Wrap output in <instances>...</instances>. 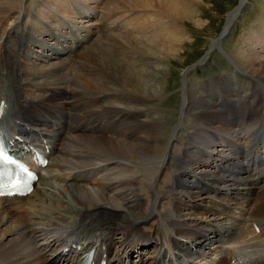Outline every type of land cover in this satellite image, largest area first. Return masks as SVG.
Masks as SVG:
<instances>
[{"label": "bare ground", "instance_id": "bare-ground-1", "mask_svg": "<svg viewBox=\"0 0 264 264\" xmlns=\"http://www.w3.org/2000/svg\"><path fill=\"white\" fill-rule=\"evenodd\" d=\"M185 1L117 0L124 6L109 7V10L142 11V8L151 6L161 15L190 20L192 17L187 18L190 13L182 10ZM18 2L0 0V25L5 18L19 19L20 14L9 9L15 7L18 10ZM111 2L115 1L111 0L109 4ZM243 3L246 4L247 0ZM143 5L145 7H141ZM241 10H238L226 32L222 30L220 36L212 41L216 43L214 51L219 47L222 53V38L228 35ZM144 14L151 19L156 16L155 13H143L142 16ZM146 22L150 24L147 29L155 28H152L153 23L149 20ZM28 25H24L22 31L21 27H17L5 39L13 51L6 57L11 86L8 104L16 122L14 127L28 129L23 133L26 137H20L23 142L35 145L34 149L38 152L44 151L43 144H52L57 155L49 166L60 173L76 171L84 174L97 169L110 174L120 168L121 161L132 164L133 168V165L145 163H154L156 166L151 169L146 165L140 169L136 167L138 170L120 168L115 179L108 180L104 186L94 190L100 199L98 201L94 200L91 190L90 193L89 189L81 186V181L85 180L81 175H76L69 186H62L64 193L52 185H36L28 197L11 198L22 204L38 205L39 213L31 217L16 213L11 200H0V264H71L70 255L77 254V246L81 248V255L89 248L98 247L100 258L107 255L112 264H125L124 259L130 252L149 243L156 245L155 250L146 260L133 264H170L168 255L173 251L186 252L185 256L187 252L213 256L215 251L210 249L225 239V236L219 235L220 231L232 238L229 241L253 235L251 227L245 222L255 218L256 223H260V219H264V185L254 186L243 167L238 165L237 158H231L229 148H225L223 143L231 139L229 135L240 138L242 133H238L235 128L242 126V119L251 122L246 127L249 130L254 126L253 119L263 116L264 62L243 55L239 57L238 64L246 73L234 68L233 75H225L216 82L214 80V83L208 82L207 96L186 91L187 96L180 110L184 121L181 123L180 120L174 127V135L162 147L163 139L156 136L153 130L156 118L152 117V113L156 109L154 105L146 103H149L147 99H159L165 70L159 68L157 63L170 59L166 53L169 50L167 42L159 46L163 57H155L150 48L137 47L128 36L106 37L105 25L96 27V24H91L93 29L85 28L83 33L78 31L81 41L76 35L73 38L75 50L78 49L75 52L68 45L70 39L59 41L51 29L45 28L43 37H49L57 43L38 40L30 34L33 30H30L31 27L27 29ZM95 30L101 35L92 42L96 45L94 50L83 43L91 39ZM260 32L252 36L254 40ZM11 38L15 39L14 45ZM150 40L147 38V41ZM156 40L161 43L164 38L157 36ZM170 40L174 41L172 44H178L181 38L170 37ZM260 44L264 43L261 41ZM32 46L41 50L38 56L31 54ZM82 47H86L84 53H77ZM209 51L210 48L206 54ZM205 55L198 61L200 64L211 57L202 61ZM32 57L41 62L47 59L56 61L37 68L39 72L23 68V64L19 63L21 59L24 61ZM229 63L233 67V62ZM47 68L50 70L43 71ZM2 73L4 67L0 66V79ZM29 88H37L38 92H31ZM2 91L0 100L4 101L6 93ZM219 99L235 105L231 121L220 112ZM135 103L144 105L143 109L133 106ZM185 115L193 116L194 120L196 118V123L188 125L190 119L185 118ZM196 131L205 133L209 139L199 141L200 132ZM7 137L13 141V134L7 133ZM215 143L220 147L216 152L210 149L214 148ZM228 146L234 148L230 143ZM152 176L154 181L144 182L143 179ZM206 185L211 186V192L204 188ZM234 196H239L243 202L233 204ZM202 200H208V207L203 208V202L202 208L197 204ZM231 206L238 209L240 214H234ZM18 215L19 219L12 221L13 216ZM144 217L148 224L131 227ZM58 230L62 235L46 236ZM256 239L260 240V244H254V248L260 251L262 242L260 238ZM33 242H39L37 250ZM67 246L71 249L64 253ZM113 250L115 253L111 255ZM215 264H222V261Z\"/></svg>", "mask_w": 264, "mask_h": 264}, {"label": "rangeland", "instance_id": "rangeland-1", "mask_svg": "<svg viewBox=\"0 0 264 264\" xmlns=\"http://www.w3.org/2000/svg\"><path fill=\"white\" fill-rule=\"evenodd\" d=\"M10 2H16V0H8ZM78 1L81 4H78ZM17 0L18 2V10L15 7H9L12 11H16L20 14L18 20L14 19H7L5 18L0 25V66L4 67V73L1 74L0 79V91H5L6 98L8 96V92L11 95V86L9 82V66H7V58L9 53L12 54V50L9 48L11 44H6V36H10L12 31L17 29V27H21L20 31L23 30L24 25H28L27 29L31 27L30 34L37 38L38 40L43 39L47 42L57 43L56 40H52L51 38L43 37L45 28L51 29V32L55 35V38L59 41H67L68 39L73 40L75 35L77 36L76 32H82L85 28H92L91 24H96V27L106 26L104 36L106 37H114V38H123L128 36L135 45L139 48H150L152 50L153 56L163 57L161 54L159 46L164 44L165 42L168 43V57L170 59L161 63H157L159 68H164L165 75L161 81V93L159 94V99L152 100L147 99L150 105H154V114L152 113V117L156 118L155 126L153 128L154 134L157 133L156 136H161L163 139L161 142V146L164 147L166 144L169 143L171 135L173 136L174 127L180 122L183 123V115L180 110H182V101L187 96V92L189 93H198L200 96H207V88L208 82L214 83L217 81L218 78L225 77V75L230 76L229 74L233 75V70H241L246 73L241 66L238 64V59L243 57H247V55L253 56V58L261 60L264 62V44H260L261 41L264 43V0H247V5L245 7L242 2L246 0H186L185 4L182 7L185 13L189 14L187 18L192 17L190 20H180L170 15L157 12L156 9H153L151 6H141L145 7L141 9L135 10H120V11H111L109 10L114 6L115 8L123 7L122 2H109L111 0ZM189 3H186V2ZM240 1L239 9L234 8L237 6L238 2ZM70 6V7H69ZM82 6L84 8H82ZM129 7L128 4L125 5ZM148 9V10H147ZM153 9V11H149ZM241 10L240 15H238L236 22L234 23L233 27L231 28L228 36L226 39L222 41L220 51H214L216 43L212 42L215 41L217 37L220 36L222 30L223 33L226 32L228 29L231 21L236 16L238 10ZM140 10V11H139ZM156 11V12H155ZM143 13H155V17L151 19V17L147 18ZM158 16H157V14ZM87 15L88 17H84ZM167 15V17H166ZM18 17V15H17ZM103 18V19H102ZM146 20H149L154 29H147L150 24L147 25ZM61 21V22H60ZM29 22V23H28ZM63 23V24H62ZM142 23V24H140ZM32 26H31V25ZM45 24V25H44ZM147 25V26H146ZM225 25V26H224ZM15 27V28H14ZM165 27V28H164ZM224 27V28H223ZM260 28V29H259ZM263 28V29H262ZM3 29L5 31L3 32ZM138 29H140L138 31ZM98 30V29H97ZM95 30L96 33L91 35V39L88 41L84 40L83 45H87L86 47L90 46L89 49L96 48L95 44H92L93 41H96L98 35V31ZM261 30L260 34L255 35L257 38L254 40L252 37L254 34L258 33ZM138 31V32H137ZM78 32V34H79ZM143 32H149L143 33ZM20 33V32H19ZM83 33V32H82ZM147 34V35H144ZM3 35V36H2ZM2 36V37H1ZM13 37V35H11ZM162 37L164 40H161V43L156 40V37ZM171 38H181V41L178 44H172L174 41L170 40ZM147 38H151L150 41H147ZM166 38V39H165ZM96 39V40H95ZM11 43L15 44L14 38H11ZM50 40V41H49ZM258 41V42H257ZM68 42V45L71 43ZM212 42V43H211ZM67 44V43H66ZM170 44H172L170 46ZM211 44V45H210ZM262 45V47H261ZM17 46V45H16ZM86 47H82L79 49V54L85 50ZM31 54L38 56L41 50L38 47H30ZM210 51L206 54V52ZM15 49V47H14ZM13 49V50H14ZM18 49V48H17ZM78 50V49H77ZM76 50V51H77ZM37 51V52H35ZM75 51V52H76ZM212 51H214L212 53ZM84 53V52H83ZM206 54V55H205ZM205 61L208 57L210 59L205 62L201 66L194 67L195 63L200 60L203 56ZM7 57V58H6ZM240 57V58H239ZM20 60L19 63L23 64V68H32L31 70H35L39 72L41 66H49V64L54 63L56 60H49L47 61H40L35 57H32L29 60ZM172 61V62H171ZM229 61L233 62V67H231ZM79 64V63H78ZM76 64V69L79 70V65ZM5 65V66H4ZM264 65V64H263ZM8 67V69H6ZM232 69V71H231ZM49 68L43 69V71H48ZM248 71V70H247ZM7 74V75H6ZM6 75V76H5ZM4 76V77H3ZM255 76V75H254ZM218 77V78H217ZM246 78V76H243ZM216 85V83H215ZM186 86V87H185ZM212 86V85H210ZM31 92L37 93V88H29ZM183 97V99H182ZM9 99V98H8ZM139 109H143L144 105L135 103L133 105ZM222 114L224 113L222 110L220 111ZM180 116L181 119H180ZM224 117L225 114H223ZM222 116V118H224ZM191 117V118H190ZM193 116L185 115V118L190 120L187 121L188 125H193L196 123L195 120L192 119ZM194 118V117H193ZM227 118V117H226ZM194 121V122H193ZM192 122V123H191ZM236 130L238 129L235 128ZM161 130V132H160ZM179 131V130H178ZM187 131V130H186ZM186 131L183 133L185 134ZM193 131V130H192ZM191 131V132H192ZM199 133L200 131H196ZM192 133H195L194 131ZM241 135V134H240ZM239 135V137H240ZM200 139L199 141L205 142L207 139V135L205 133L200 132L199 134ZM203 138H202V137ZM205 136V137H204ZM209 139V138H208ZM215 145V146H214ZM214 148H210L211 150L215 151L220 150L218 144H214ZM209 151V150H207ZM194 153H198L194 151ZM199 157V155H195V157ZM197 157V158H198ZM58 160H55L57 162ZM120 168H130L138 170L141 166L151 167L156 166L154 163H145V165H133L126 162L121 161ZM125 166V167H124ZM136 167L138 169H136ZM52 168V167H51ZM119 168V169H120ZM118 169V170H119ZM195 170L198 168L194 167ZM211 169V168H209ZM117 170V169H116ZM117 170V171H118ZM117 171H111L108 174L107 171H97L100 174L95 181H92L89 184H82L81 186L87 188L94 198L95 201L100 200L99 197L94 193V190L99 189L101 186H104L105 183H108L112 179H115L118 176ZM200 170H198L199 172ZM68 172V171H67ZM117 172V173H116ZM121 172V171H120ZM72 171L71 174H73ZM84 173V172H82ZM66 174V175H65ZM78 174V173H76ZM81 175V172L78 174ZM105 175V176H103ZM126 175V174H124ZM44 176L46 174L44 173ZM67 177V173H61L60 176L56 177L55 181H44L46 185H52L55 189H58L61 193L63 192L62 186L65 185V180ZM140 180L142 179L141 176L138 177ZM148 179V180H147ZM109 180V181H108ZM145 183H150L153 180V176L143 179ZM72 184V183H70ZM80 186V184H77ZM38 186V185H37ZM69 186V184H68ZM64 193V192H63ZM66 193V192H65ZM97 196V197H94ZM156 196H153V198ZM33 201L35 200V196L32 197ZM31 200V199H30ZM205 203L204 207H208V200H202L201 202H197V204L202 208L201 204ZM16 213L20 214L23 213L24 215L28 214V217L37 215L39 213V206H30L26 209L27 204H21L20 208L17 205ZM23 206V207H22ZM25 206V207H24ZM22 207V208H21ZM33 208V209H32ZM29 209V210H28ZM28 210V212H27ZM26 211V212H25ZM195 217H202L196 215ZM19 219L18 216H13L12 221ZM12 223V222H10ZM8 223V224H10ZM143 223H147L145 217L140 221L133 223L131 227L136 225H140ZM148 224V223H147ZM247 225V224H246ZM241 226V225H240ZM248 226V225H247ZM126 229L125 231H128ZM59 232V231H58ZM57 232V233H58ZM255 237V236H254ZM252 236L245 235L244 237H240L235 243L239 244V247L244 250H251L254 248V244H260V240L258 241L256 238ZM254 238V239H253ZM208 251V250H207ZM217 251L215 250L213 256H208V260L214 263H217ZM26 259V258H25ZM22 259V260H25ZM207 259V258H206ZM207 262V261H206ZM212 264V263H211Z\"/></svg>", "mask_w": 264, "mask_h": 264}, {"label": "snow or ice", "instance_id": "snow-or-ice-1", "mask_svg": "<svg viewBox=\"0 0 264 264\" xmlns=\"http://www.w3.org/2000/svg\"><path fill=\"white\" fill-rule=\"evenodd\" d=\"M4 154L0 152V159H3Z\"/></svg>", "mask_w": 264, "mask_h": 264}]
</instances>
